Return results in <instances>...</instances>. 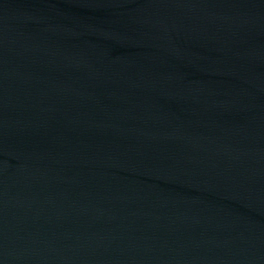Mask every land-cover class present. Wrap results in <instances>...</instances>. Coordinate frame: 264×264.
<instances>
[{
    "label": "water",
    "instance_id": "water-1",
    "mask_svg": "<svg viewBox=\"0 0 264 264\" xmlns=\"http://www.w3.org/2000/svg\"><path fill=\"white\" fill-rule=\"evenodd\" d=\"M0 264H264V0H0Z\"/></svg>",
    "mask_w": 264,
    "mask_h": 264
}]
</instances>
